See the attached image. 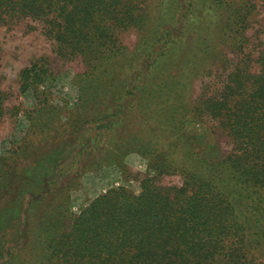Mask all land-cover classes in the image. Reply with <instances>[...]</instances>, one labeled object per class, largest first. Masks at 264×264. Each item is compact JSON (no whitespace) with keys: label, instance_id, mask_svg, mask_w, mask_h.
<instances>
[{"label":"trees","instance_id":"trees-1","mask_svg":"<svg viewBox=\"0 0 264 264\" xmlns=\"http://www.w3.org/2000/svg\"><path fill=\"white\" fill-rule=\"evenodd\" d=\"M263 10L264 0H0V28L38 29L83 65L65 116L41 89L56 79L49 57L20 73L40 139L24 159L0 158V199L23 181L36 191L16 196L19 239L0 264H264V21L253 23ZM6 99L0 87V118ZM137 158L147 171L133 183L71 210L84 170L114 165L132 179ZM170 174L182 182H164Z\"/></svg>","mask_w":264,"mask_h":264},{"label":"rangeland","instance_id":"rangeland-1","mask_svg":"<svg viewBox=\"0 0 264 264\" xmlns=\"http://www.w3.org/2000/svg\"><path fill=\"white\" fill-rule=\"evenodd\" d=\"M263 17L264 10L253 17L254 25L263 22ZM257 28L256 25L255 29ZM122 39L126 44L134 45L137 35L134 31H129L123 34ZM42 56L49 57L51 67L56 69V79L46 80L41 89L48 95L47 99L50 103L60 108L62 115L65 116L68 112L66 111L68 104L73 103L77 97L74 74L75 71L81 70L82 63L59 58L53 49L52 41L38 29L28 30L19 24L10 28H0V87L7 96L6 112L0 118V158L10 156L15 151L14 154L18 159H24L25 155L28 157L39 143L40 136L33 133L26 115L34 104V96L31 93H21L19 83L21 71ZM218 143L224 152L232 149V142L225 136L220 137ZM129 167L130 175H133L132 179L114 165L84 170L81 185L70 194L71 210L79 213L108 189L122 184L130 185L137 175L147 171V161L137 158L130 161ZM163 181L181 183L182 177L181 174H170L163 177ZM20 188L34 189L26 181L19 182L10 196L0 199V249L14 244L19 239L18 226L22 217L14 216V208ZM46 202L45 198H42L31 203L30 209L34 217L44 209Z\"/></svg>","mask_w":264,"mask_h":264}]
</instances>
